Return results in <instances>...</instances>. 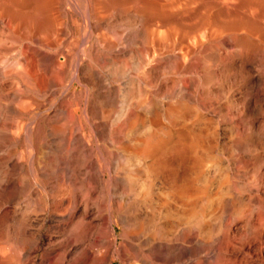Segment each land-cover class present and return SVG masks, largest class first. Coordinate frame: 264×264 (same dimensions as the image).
Wrapping results in <instances>:
<instances>
[{
  "label": "bare ground",
  "instance_id": "1",
  "mask_svg": "<svg viewBox=\"0 0 264 264\" xmlns=\"http://www.w3.org/2000/svg\"><path fill=\"white\" fill-rule=\"evenodd\" d=\"M229 2L0 0V264H264L260 188L222 216L221 124L264 105Z\"/></svg>",
  "mask_w": 264,
  "mask_h": 264
},
{
  "label": "rangeland",
  "instance_id": "2",
  "mask_svg": "<svg viewBox=\"0 0 264 264\" xmlns=\"http://www.w3.org/2000/svg\"><path fill=\"white\" fill-rule=\"evenodd\" d=\"M232 1H234V0H232ZM239 1V2H238ZM245 4V5H243V3ZM231 3V6L229 5ZM233 2H229V7H228V5L227 4H225V5H223V8L224 9H222V20H223V25H222V29H223V33L226 35V33L228 34V33H233V36H228V35H226V37H225V39L226 38H230V40H232L231 38H236L237 39V37L236 36H238V40H240L242 37H243V34H244V32H245V29L247 28L246 26H247V21L249 20L250 22V24L252 25L251 27H250V24H249V29H250V31L252 30L251 28H253V32H252V35L254 36V37H252L253 39H252V43H253V51H254V54H253V59H255L254 61H255V63H257L256 64V69H258L259 68V71L261 72V70H262V73H260L261 75H262V80L264 79V0H236V3L234 2L233 4H235V8L236 9H233L234 7V5L232 4ZM238 6H237V5ZM248 4V5H247ZM227 5V6H226ZM233 5V6H232ZM224 6H226V7H228V9L227 8H225ZM245 6V7H244ZM249 6V7H248ZM255 6H256V8H255ZM231 7V8H230ZM243 7H244V9H243ZM251 7V8H250ZM232 9V10H230V9ZM238 8V9H237ZM246 8V9H245ZM249 9V14L251 15V16H248L247 15V10ZM228 10V11H227ZM235 10L237 11L236 13H234L235 12ZM242 12H241V11ZM252 10V11H251ZM254 10V11H253ZM227 11V12H226ZM250 11H251V13H250ZM240 12V13H239ZM244 12H246V15H245V13ZM229 15V17H228V15ZM243 13V15H242V17H241V15L240 14H242ZM254 13V14H253ZM226 14V16H224ZM232 14H233V16H232ZM239 15V16H237V15ZM263 14V15H262ZM246 18H245V17ZM240 17V18H239ZM243 17H244V19H243ZM251 17V18H250ZM246 19H248V20H246ZM253 19V20H252ZM256 19V20H255ZM244 22H243V21ZM253 21H254V23H253ZM228 23H231V24H234V26L235 27H233L232 28V26L230 25V24H228ZM242 23H245L246 25H244V24H242ZM228 24V25H227ZM224 25H226V26H224ZM242 25H244V26H242ZM229 26H230V28H229ZM236 26H237V28H236ZM244 27V28H243ZM238 28H239V30L241 31V32H239L238 31ZM243 28V29H242ZM244 31V32H243ZM240 33H241V35H240ZM224 35V36H225ZM235 35V36H234ZM254 39H255V42H254ZM227 41H229V39H227ZM239 42L240 41H237L236 43L234 42L233 44H232V41H231V43H229V45L228 46H230L232 49H238L236 46H238V44H239ZM233 45V46H232ZM255 57V58H254ZM257 58V59H256ZM258 61H260V62H258ZM262 62V63H261ZM263 66V68H261ZM261 68V69H260ZM239 71V72H238ZM241 71L240 70H237V72H236V75L235 76H231V75H229V76H225L224 77V84H223V89H224V94H226L227 92H228V89H229V91H235L233 94H234V98L239 102V100H240V98L242 99V93L244 92V88H242L243 87V84H241L243 81V74L241 73ZM237 74H239V78H238V75ZM243 77H242V76ZM255 75V74H254ZM229 77H231V78H229ZM235 77H237V79L235 78ZM229 78V79H228ZM233 78H235V79H233ZM227 79V80H226ZM236 80V81H235ZM252 82L250 83L251 85V87H252V90H253V95L255 94V92H256V94L254 95V97H255V99L260 95V94H264V81H262V83L260 84V82L258 81V79H256V77L255 78H253V80H251ZM256 81V82H255ZM228 84H230V85H228ZM234 86H233V85ZM260 84V85H259ZM227 85H228V89H227ZM242 85V87H240ZM257 85V86H256ZM232 86H233V88H232ZM238 86V87H237ZM256 87V88H254V87ZM226 87V88H225ZM230 87L232 88V90H230ZM258 87V88H257ZM240 88V89H239ZM256 89V90H255ZM237 90H239V91H237ZM243 90V91H242ZM257 90L259 91H262V92H257ZM237 91V92H236ZM240 92V93H239ZM258 93V94H257ZM257 96V97H256ZM226 101H225V100ZM224 100V101H223ZM223 101V102H222ZM228 101V102H227ZM241 101V100H240ZM222 103H224V104H222ZM229 106H227V105ZM230 104H231V106H230ZM221 111H222V114H225L227 111H232L231 109H233L234 108V111H232V113L234 114V112L236 111V110H238L237 112H236V114L238 113V112H240V110H241V106L240 105H236L235 106V104L233 103H230L229 102V100L228 99H226V98H222V100H221ZM233 105H234V107H233ZM225 106V107H224ZM237 106H239L237 109H236V107ZM230 108V109H229ZM240 108V109H239ZM255 108V109H254ZM260 107L257 105V104H254L253 105V107H252V111H251V115H249V120L248 121H245L244 123H243V121H241L240 120V117H239V115L236 117L237 119L235 120L236 122H235V127L237 128L236 130L238 131V132H242V134H241V137L243 138V139H241V137H237V138H232L231 136H232V134L230 133V125L228 124V123H226V122H222V124H221V127H222V135H225V136H221L222 138H223V140L221 139V141H222V146H223V149L226 147V149L227 148H230V147H237L238 148V150H239V152H240V155H239V157L238 158H227L225 155H224V157H226V159L223 157V174H222V185H223V187H224V189L222 188V191L224 192L225 191V189H226V186H228L227 187V189H226V191L225 192H230V193H228L229 194V196H227L228 194L227 193H225V194H227V195H224V197H225V199L223 198V196H222V204L224 205L223 207L225 208L226 207V211L224 210V213L222 214V216L224 215L225 216V218H227V216H229L228 218L230 219V217H231V213L233 214V212L235 211V209L237 210L238 208H239V206H238V204L240 205L242 202H247L248 201V193L247 192H244V190H243V186H245L246 184V187H247V189L248 188H251L250 189V195L252 196L253 194H254V191L256 190V188L255 187H258L257 188V190L259 189V191H258V193H259V195L263 198V206H264V128H261V126H263L264 127V113H262V112H264V105H263V107L261 108V109H259ZM224 109V110H223ZM229 109V110H228ZM257 110V111H256ZM255 113V114H254ZM253 116H255V117H253ZM239 118V119H238ZM255 119H256V121H255ZM252 121V122H251ZM255 121V122H254ZM259 121V122H258ZM248 122V123H247ZM261 122V123H260ZM241 123V124H240ZM261 124L260 126H257V125H259V124ZM223 124H225V125H223ZM240 126H239V125ZM245 124H247L246 126H245ZM238 125V126H237ZM249 125V126H248ZM252 125V126H251ZM226 126V127H225ZM257 126V127H256ZM224 127V128H223ZM244 127V128H243ZM253 127H254V129H253ZM260 128V129H259ZM228 131H227V130ZM240 129V130H239ZM245 129V130H244ZM262 129V130H261ZM225 130V131H224ZM246 131V132H245ZM248 131H250L249 133L251 134V138H250V141L248 142L244 137L246 136V134L245 133H247ZM252 131V132H251ZM256 131V132H255ZM226 132H228L229 133V135H227L228 133H226ZM245 134V135H244ZM258 135V136H256V135ZM231 135V136H230ZM261 135V136H260ZM255 136V137H254ZM231 137V138H230ZM229 140H228V139ZM262 138V139H261ZM234 139V140H233ZM239 139H240V141H239ZM226 140H228V141H226ZM238 140V141H237ZM244 140V141H243ZM260 140V141H259ZM263 140V141H262ZM226 143H225V142ZM236 141V142H235ZM252 141V142H251ZM254 141V142H253ZM257 141V142H256ZM259 141V142H258ZM225 144H224V143ZM240 143V144H239ZM257 143V144H256ZM233 144V145H232ZM236 144H238V145H236ZM259 144V145H258ZM225 145V146H224ZM247 145H250V146H247ZM228 146V147H227ZM249 147V151H247V148ZM236 148V149H237ZM225 150V149H224ZM244 151V152H243ZM249 153V157L250 158H248V156H245V155H247L248 153ZM250 152H251V154H250ZM252 153L255 155H252ZM258 153V154H257ZM242 156V158H243V161H242V158H240ZM245 158H244V157ZM252 157V158H251ZM233 159V160H232ZM262 159V160H261ZM231 160V161H230ZM260 160V161H259ZM255 161V162H254ZM258 161V162H257ZM263 161V162H262ZM236 162H237V165H236ZM239 162V163H238ZM241 162V163H240ZM261 162H262V165H261ZM247 163V164H246ZM229 167H228V166ZM232 167V168H231ZM261 167V168H260ZM230 168V169H229ZM258 174H257V173ZM261 176V177H260ZM253 178V179H252ZM259 181H258V180ZM261 179V180H260ZM263 179V180H262ZM245 183V184H244ZM257 185H256V184ZM261 183H262V185H261ZM253 186V187H252ZM255 188V189H254ZM239 189H241L240 191H238ZM252 189L254 190V191H252ZM243 190V191H242ZM249 190V189H248ZM252 192V193H251ZM242 193V194H241ZM243 193H244V195H243ZM246 194V195H245ZM222 195H223V193H222ZM263 195V196H262ZM238 196V197H237ZM246 196V197H245ZM237 197V198H236ZM240 197V198H239ZM245 198V199H244ZM247 198V199H246ZM236 199H244L243 201H240L239 202V200L237 201ZM236 200V201H235ZM224 202V203H223ZM236 204H235V203ZM238 202V203H237ZM235 207V208H234ZM228 210H232V212L230 213V212H228ZM254 210H256V208L254 207ZM225 213H227L226 215H225ZM230 214V215H229ZM234 216V215H233ZM228 218H227V220H228ZM226 219H224L223 220V217H222V221H223V223H225L226 221H227ZM235 224V225H234ZM233 224V229L235 230V231H237V228L236 227H238L239 226V222L237 221V222H235ZM115 264H120L119 262H116Z\"/></svg>",
  "mask_w": 264,
  "mask_h": 264
}]
</instances>
